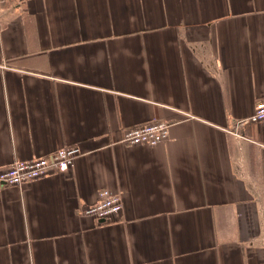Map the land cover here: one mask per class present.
<instances>
[{"label": "crops", "instance_id": "1", "mask_svg": "<svg viewBox=\"0 0 264 264\" xmlns=\"http://www.w3.org/2000/svg\"><path fill=\"white\" fill-rule=\"evenodd\" d=\"M264 0L0 1V264H264ZM162 120L157 146L119 143ZM119 193L118 219L81 215Z\"/></svg>", "mask_w": 264, "mask_h": 264}, {"label": "built area", "instance_id": "2", "mask_svg": "<svg viewBox=\"0 0 264 264\" xmlns=\"http://www.w3.org/2000/svg\"><path fill=\"white\" fill-rule=\"evenodd\" d=\"M15 1L22 2L24 0ZM261 122H264V100L255 104L249 117L234 123L232 134L238 139H243L237 133L238 128ZM169 128L170 124L168 122L152 120L146 124L125 129L119 143L127 146H157L168 140ZM79 154L80 151L76 146H66L57 149L47 157L13 162L7 169L0 172V184L19 186L44 178L50 172H66ZM121 210L120 194L103 189L98 192L97 199L93 204L81 210V215L91 217L99 223H110L118 219Z\"/></svg>", "mask_w": 264, "mask_h": 264}]
</instances>
